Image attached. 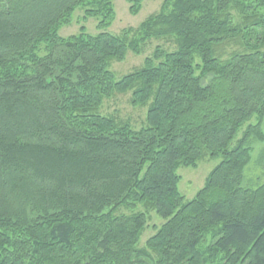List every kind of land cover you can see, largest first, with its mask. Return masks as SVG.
Listing matches in <instances>:
<instances>
[{
    "label": "trees",
    "instance_id": "16d2710c",
    "mask_svg": "<svg viewBox=\"0 0 264 264\" xmlns=\"http://www.w3.org/2000/svg\"><path fill=\"white\" fill-rule=\"evenodd\" d=\"M113 1L0 0V264H264V179L245 176L264 142V0H162L118 34ZM77 8L97 32L60 36ZM151 39L167 46L116 79ZM127 91L148 104L139 128L100 112ZM205 157L185 199L177 169Z\"/></svg>",
    "mask_w": 264,
    "mask_h": 264
},
{
    "label": "rangeland",
    "instance_id": "374dc122",
    "mask_svg": "<svg viewBox=\"0 0 264 264\" xmlns=\"http://www.w3.org/2000/svg\"><path fill=\"white\" fill-rule=\"evenodd\" d=\"M161 2L162 0H141L140 7L136 14H131L127 0H114L113 7L115 16L106 31L112 34H118L123 28L137 27L147 16L154 14L159 10ZM96 23V17L83 18L82 10L77 8L73 14L72 22L67 25H62L59 28L58 33L63 37L76 34L79 27L83 25L87 33L94 34L97 32ZM158 44L167 46L162 40L151 39L143 45L140 53L134 54L131 51H128L123 60L113 61L110 65V69L114 73L115 78L118 79L122 75L141 67L145 57L151 55L154 47ZM130 98V91L113 93L109 98L104 99L100 108L101 114L112 116L117 119V121H126L133 128L143 126L145 124L148 104L134 106L131 104ZM262 129L264 132V121ZM263 146L264 142H253L252 149L250 150V161L245 169V176H251L255 181L258 178H260V180L264 179V168L262 164L257 161L258 153ZM218 161L219 159L211 160L208 157H205L197 163L196 167H179L177 169V173L180 175L178 190L185 199L193 197L198 188L203 185L210 169ZM122 211L125 210L123 209ZM161 222L162 220L153 212L150 214L147 227L141 236L140 244H143L146 238L153 233L154 226L159 225Z\"/></svg>",
    "mask_w": 264,
    "mask_h": 264
}]
</instances>
